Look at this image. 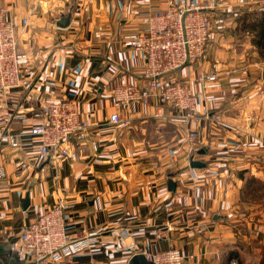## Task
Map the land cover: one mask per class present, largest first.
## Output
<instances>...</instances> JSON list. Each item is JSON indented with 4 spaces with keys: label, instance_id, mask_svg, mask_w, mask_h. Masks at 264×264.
<instances>
[{
    "label": "crops",
    "instance_id": "1",
    "mask_svg": "<svg viewBox=\"0 0 264 264\" xmlns=\"http://www.w3.org/2000/svg\"><path fill=\"white\" fill-rule=\"evenodd\" d=\"M165 1L0 0L34 74L32 88L0 94V127L27 129L32 108L61 96L91 123L60 159L32 160V140L5 150L12 162L0 178V248L16 264L25 260L22 227L59 201L67 233L97 231L98 241L65 258L56 254L58 264H130L133 254L169 246L182 251L183 264H264V70L238 63L244 54L230 48L234 29H242L238 17L264 10V0H193L221 18L205 56L176 73L212 113L198 122L196 138H185L170 106L155 116L153 107L134 103L121 110L129 118L123 124L107 121L113 87L138 81L144 63L118 32L139 29L140 18ZM213 66L221 86L202 91L197 76ZM21 157L36 166L17 170Z\"/></svg>",
    "mask_w": 264,
    "mask_h": 264
},
{
    "label": "built area",
    "instance_id": "2",
    "mask_svg": "<svg viewBox=\"0 0 264 264\" xmlns=\"http://www.w3.org/2000/svg\"><path fill=\"white\" fill-rule=\"evenodd\" d=\"M165 3L164 7L142 16L139 29L118 32L120 43L140 52L144 63L138 81L113 87L111 98L115 105L107 121L113 125L123 124L129 118L121 110L134 103L153 107L155 116H161L163 106H170L181 121L185 138L192 140L198 136V122L211 117L212 113L207 103L200 102L176 73L187 63L205 56L206 45L221 18L207 11L214 10L212 6L193 0H166ZM33 78L30 57L18 46L16 25L7 17V10L0 6V94L5 95L12 89L26 91L32 88ZM197 80L202 91L221 86L215 66L202 71ZM31 112L35 122L27 129L0 127V178L6 174V163L12 162L5 150L18 151L32 140L36 143L34 153L30 154L32 160L60 159L69 155L67 141L72 137L84 139L91 127L89 120L79 112L77 103L66 96L44 100L40 108H32ZM14 116L25 118L20 111ZM213 118L220 120L218 114ZM16 162V169L24 171L36 164L22 157ZM188 164L191 166L190 162ZM20 231L25 260L17 264H58L54 260L56 254L65 258L93 247L98 241L97 231L76 236L67 233L62 201L34 213ZM122 232L124 237L128 236L127 229ZM144 256L152 264H183L185 259L179 248L171 246L144 253Z\"/></svg>",
    "mask_w": 264,
    "mask_h": 264
},
{
    "label": "rangeland",
    "instance_id": "3",
    "mask_svg": "<svg viewBox=\"0 0 264 264\" xmlns=\"http://www.w3.org/2000/svg\"><path fill=\"white\" fill-rule=\"evenodd\" d=\"M255 18H259V16L256 14L255 15ZM251 19L250 17H248L246 20H244V22H242V29H238L237 27L234 29L231 30L233 31L234 33V36L237 38V40H235L233 42V45L230 47L232 50L235 51V53H242L244 54V56H242V58L244 60H240L238 61V63H251L252 65L250 66L251 67V70L252 72H255L256 71H259V70H264V48H258L253 40L256 39V34L253 33V31H250L249 30V25L251 23ZM244 28V29H243ZM240 30V31H238ZM232 33V34H233ZM242 36L244 37H249L246 43H243V39H242ZM241 64V65H242ZM263 74H264V71H263ZM262 74V75H263ZM260 76H256L254 75V80L255 78H259ZM256 81V80H255Z\"/></svg>",
    "mask_w": 264,
    "mask_h": 264
},
{
    "label": "trees",
    "instance_id": "4",
    "mask_svg": "<svg viewBox=\"0 0 264 264\" xmlns=\"http://www.w3.org/2000/svg\"><path fill=\"white\" fill-rule=\"evenodd\" d=\"M256 14L259 16L258 19L255 18ZM240 17L242 18V22L250 17L252 22L249 25V30L256 34V39L253 42L258 48H264V10L244 12L238 18ZM0 259H3L6 264H16V261L2 248H0ZM11 259L13 260L12 262Z\"/></svg>",
    "mask_w": 264,
    "mask_h": 264
},
{
    "label": "water",
    "instance_id": "5",
    "mask_svg": "<svg viewBox=\"0 0 264 264\" xmlns=\"http://www.w3.org/2000/svg\"><path fill=\"white\" fill-rule=\"evenodd\" d=\"M191 166H202L203 164L201 162L195 161V160H190L189 161ZM22 203L24 204L23 206L27 205L28 201L27 199H24L22 201ZM129 263L130 264H152L151 261H149L148 259L145 258V256L141 253H136L133 254L130 258H129ZM13 260L11 259V262ZM0 264H6L3 259H0Z\"/></svg>",
    "mask_w": 264,
    "mask_h": 264
}]
</instances>
